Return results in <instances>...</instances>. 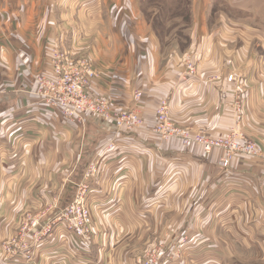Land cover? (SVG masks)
I'll list each match as a JSON object with an SVG mask.
<instances>
[{"label":"crops","instance_id":"0c3cea01","mask_svg":"<svg viewBox=\"0 0 264 264\" xmlns=\"http://www.w3.org/2000/svg\"><path fill=\"white\" fill-rule=\"evenodd\" d=\"M141 8L142 0H0V240L29 216L39 221L36 264H99L91 248L105 241L102 230L129 226L182 233L196 252L214 248L201 262L233 264L236 249H255L264 264V0H193L190 48L168 62ZM56 47L93 65L90 95L136 111L143 126L119 132L46 105L37 79L54 77ZM190 57L196 77L183 63ZM162 100L179 128L219 137L238 127L260 155H237L224 169L221 150L164 141L154 132ZM81 191L104 219L91 242L61 218Z\"/></svg>","mask_w":264,"mask_h":264},{"label":"rangeland","instance_id":"374dc122","mask_svg":"<svg viewBox=\"0 0 264 264\" xmlns=\"http://www.w3.org/2000/svg\"><path fill=\"white\" fill-rule=\"evenodd\" d=\"M109 1L113 2L115 0ZM192 2L193 0H142L141 10L161 42L166 62H168L171 52L175 49H179L180 52L184 53L190 48L189 33L191 32L193 18ZM77 7L80 9V6L77 5ZM183 63L186 66L187 62L183 61ZM88 174L89 169L85 174L86 178H88ZM75 201L76 199L65 209L61 217L62 222L66 224L68 229H70L75 218L73 215H68V211ZM88 203V197H84V206L91 208ZM159 204L163 203L159 202ZM90 212L92 213V210ZM92 220L90 242L95 239V225L103 226L104 224L103 217H95L92 214ZM35 221H38L35 217L21 216L15 235L0 240V264H36V249H38L40 243V232H37L39 225L30 230ZM158 223H160L159 219ZM129 227L131 231H124L120 228H116L117 231L102 230L100 234L105 238V241L102 242L100 239L98 243L93 242L96 248H91V253L93 251L95 254L91 257L95 261H99V264H102V262H105L104 264H143L148 259H156L155 264H214L199 260L207 254H213L214 248H206L196 252L197 248L194 247L196 244H193L191 240L189 241V238L182 233L163 231L160 228L157 230L133 231L134 227ZM96 228L98 229V226ZM78 238L86 242L85 239ZM26 245L31 247V255H26L23 252ZM188 247H191V249ZM238 251L239 255L237 254ZM87 254L89 255V253ZM235 255L233 264H263L257 262L262 254L255 249L251 252L236 249ZM81 258H84V255ZM190 258L194 259V262H191Z\"/></svg>","mask_w":264,"mask_h":264},{"label":"built area","instance_id":"2783aa9c","mask_svg":"<svg viewBox=\"0 0 264 264\" xmlns=\"http://www.w3.org/2000/svg\"><path fill=\"white\" fill-rule=\"evenodd\" d=\"M186 68L189 77H196L198 74L197 66L193 59L186 58ZM53 78L38 77L39 89L37 96L41 97L46 105L59 108L64 115L72 119H84L86 116L97 117L104 122L111 123L115 128L127 133H133L144 124L143 118L134 110L115 111L110 101L106 98L93 97L89 93L92 82L97 78L98 73L93 65L86 59L77 58L71 51H64L54 48L52 57ZM228 81H235L234 76H229ZM142 99V94L135 95V100ZM238 121L242 119V103H238ZM157 124L154 132L164 141L172 139L180 140L186 151L193 146L198 145L203 148L206 155L215 150H221L224 153L222 166L227 169L231 160L237 155H246L257 157L261 151L251 140L247 139L240 128L235 127L228 133L212 137L204 132L191 134L173 124L170 119V104L167 100H162L156 110ZM113 145L109 144L108 149ZM95 173V168L89 169L88 178ZM85 192L81 191L77 196L75 203L70 207L68 215H73L74 221L70 229L74 234L86 242H90L92 214L88 207H85L83 200ZM67 215V216H68ZM39 225L38 221L32 224L30 230ZM26 255H31V247L26 245L23 249ZM156 259H148L143 264H155Z\"/></svg>","mask_w":264,"mask_h":264}]
</instances>
